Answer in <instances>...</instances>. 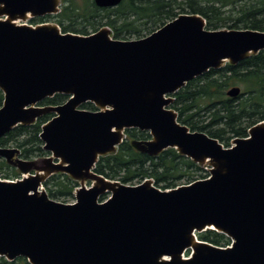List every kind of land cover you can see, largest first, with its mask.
I'll use <instances>...</instances> for the list:
<instances>
[{"label":"water","instance_id":"1","mask_svg":"<svg viewBox=\"0 0 264 264\" xmlns=\"http://www.w3.org/2000/svg\"><path fill=\"white\" fill-rule=\"evenodd\" d=\"M93 1L114 8L123 0ZM60 6L0 0V138L54 114L39 135L49 153L42 164L0 147V159L25 175L0 179V257L29 264H264V121L226 148L179 123L168 108L173 98H165L210 69L263 51L264 32L207 30L198 14H180L135 40L113 39L107 28L79 35L24 23L56 15ZM240 92L232 87L226 94ZM56 94L69 98L38 105ZM85 103L98 110L80 109ZM132 128L150 136L131 142L136 151L157 156L175 149L207 164L209 178L160 190L149 179L130 186L96 174L98 158L114 153ZM57 173L80 182L74 203L43 189ZM206 229L229 238L231 247L198 240Z\"/></svg>","mask_w":264,"mask_h":264},{"label":"trees","instance_id":"2","mask_svg":"<svg viewBox=\"0 0 264 264\" xmlns=\"http://www.w3.org/2000/svg\"><path fill=\"white\" fill-rule=\"evenodd\" d=\"M60 1L58 14L31 19L30 24L53 19L63 33L80 35H89L106 26L111 30L113 39L130 40L148 36L180 14H198L207 20V29L213 30H217L226 21L220 16V8L201 5L203 0H123L114 8H98L93 0ZM214 1L222 7L243 2L240 16L230 29L243 23L242 29L264 32V0ZM232 87L241 89L238 97L227 96V91ZM172 96L174 100L170 108L177 113L179 123L191 131L206 133L224 147H230L231 140L246 138L249 128L264 121V50L236 65L225 63L219 69H210L189 81ZM68 98L67 95L56 94L41 101L39 106L62 105ZM2 102L3 94L0 91V107ZM80 108L98 110L92 103H85ZM52 117L54 114H46L32 125H18L0 138V147L14 144L20 150L19 157L23 160L48 156L42 148L39 135L42 125ZM125 134L126 138L114 153L98 158L93 169L96 174L131 186L151 179L154 186L161 190L173 189L207 177L206 169L179 155L175 149L168 148L157 156L136 151L131 142L149 139L147 132L132 128L126 129ZM19 177L20 173L15 167L0 159V179L15 180ZM78 186V182L62 173L50 176L43 183L49 198L64 203L67 198H73V191ZM105 199L104 195L100 201ZM198 239L218 247H226L230 243L229 238L209 229L198 234ZM0 264L29 263L23 257L11 262L0 257Z\"/></svg>","mask_w":264,"mask_h":264},{"label":"rangeland","instance_id":"3","mask_svg":"<svg viewBox=\"0 0 264 264\" xmlns=\"http://www.w3.org/2000/svg\"><path fill=\"white\" fill-rule=\"evenodd\" d=\"M243 4V2H240V1H238V2H236L235 4H228V5H226V6H221V4L219 3V2H216V1H214V0H203L202 1V3H201V5H205V6H214V7H218V8H220V11H221V14H220V16L222 17V18H224L226 21L223 23V24H221L220 26H219V28L217 29V30H243L242 28H243V23H240V24H237L236 26H233V28H229L230 26H232V25H234L233 23L235 22V19L236 18H238L239 16H240V6ZM61 7V6H60ZM231 19H230V18ZM258 19H260L261 17H257ZM20 23H22L21 21L20 22H18V24H20ZM24 23H26L27 25H32V24H30V19H28L27 21H25ZM205 23H207V20H205ZM40 24H55V25H57L56 23H55V21L53 20V19H49V20H46V22H44V23H39V24H36V25H40ZM32 26H34V25H32ZM58 26V25H57ZM59 27V26H58ZM102 28H107V29H109L108 27H106V26H103V27H100L98 30H100V29H102ZM205 28L207 29L208 27H207V25H205ZM59 29H60V27H59ZM61 30V29H60ZM97 30V31H98ZM110 30V29H109ZM207 30H211V31H214L213 29H207ZM90 33V32H89ZM95 33V32H94ZM90 34H93L92 32L90 33ZM89 34V35H90ZM110 36H111V38H113L112 37V34H111V30H110ZM130 40H135V39H130ZM166 97H171V98H173V100H174V97L172 96V95H167ZM168 108H170V106L168 107ZM81 109V108H80ZM82 110H86V109H82ZM87 111H89V110H87ZM35 123V122H34ZM126 138V134H125V131H124V138H123V140ZM230 146H232V140L230 141ZM5 148H16L15 147V145L14 144H12V143H10V144H8V145H6L5 146ZM20 155V154H19ZM19 157V156H18ZM47 156H43V157H40V158H32V159H29L30 161H35L37 164H42V161H43V159L44 158H46ZM200 167H203L204 169H206V170H209L210 169V167L209 166H207V164H201V165H199ZM12 167H14V166H12ZM16 168V167H15ZM17 169V168H16ZM18 170V169H17ZM19 171V170H18ZM19 173H20V177H19V179H21L23 176H24V174H22L20 171H19ZM3 180V179H2ZM5 180V179H4ZM7 181H14V180H8L7 179ZM79 183V185H80V182H78ZM84 185L86 186V187H89V182L87 181V182H84ZM153 185H154V183H153ZM67 200V204L68 203H72L73 201H74V197L73 198H67L66 199ZM58 202H61V201H58ZM62 203H64V202H62ZM196 236L198 237V234H196ZM189 255V252H188V254H187V252H186V254H185V256L187 257Z\"/></svg>","mask_w":264,"mask_h":264},{"label":"bare ground","instance_id":"4","mask_svg":"<svg viewBox=\"0 0 264 264\" xmlns=\"http://www.w3.org/2000/svg\"><path fill=\"white\" fill-rule=\"evenodd\" d=\"M100 201V200H99ZM102 202V201H101Z\"/></svg>","mask_w":264,"mask_h":264}]
</instances>
